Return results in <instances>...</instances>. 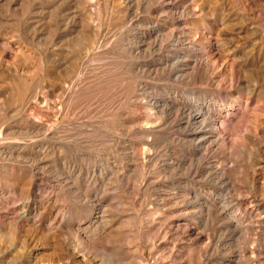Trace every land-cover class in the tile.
<instances>
[{
    "label": "rangeland",
    "instance_id": "obj_1",
    "mask_svg": "<svg viewBox=\"0 0 264 264\" xmlns=\"http://www.w3.org/2000/svg\"><path fill=\"white\" fill-rule=\"evenodd\" d=\"M263 111L264 0H0V264H264Z\"/></svg>",
    "mask_w": 264,
    "mask_h": 264
},
{
    "label": "bare ground",
    "instance_id": "obj_2",
    "mask_svg": "<svg viewBox=\"0 0 264 264\" xmlns=\"http://www.w3.org/2000/svg\"><path fill=\"white\" fill-rule=\"evenodd\" d=\"M202 33V32H201ZM205 32H203L201 34V37H205ZM208 58V57H207ZM205 57H203V62L200 61L199 59L195 60L194 64H193V69L196 67H200L199 70H202V75H205V77L208 76L207 72L209 73V69L210 67L213 66L212 62H210L211 60H209V58L207 59ZM194 61V60H193ZM183 65V64H182ZM214 68V66H213ZM238 72V71H237ZM190 74V73H189ZM201 75V74H200ZM198 77H201V76ZM229 75L232 78V81L234 80L235 82H238V79H236V76L234 75V73L231 71L229 72ZM211 77V75H209ZM209 76L207 77L208 80H212L211 78H209ZM228 76V75H227ZM193 77V76H192ZM196 77H197V72H196ZM197 77V78H198ZM205 80V78H204ZM206 81V80H205ZM254 88V87H253ZM184 108V107H183ZM204 107H200L199 110H197L196 112L192 113V112H187V111H183L181 108L177 111V116L179 119H188L190 122L195 119V121L199 124L197 127L195 126L192 130L193 131V135H195L198 139H200L204 146L206 144V146H209L208 148L212 147L213 149H220V151H222V153H224V151L222 150V145L224 143V136L227 135L228 133L226 132V127H228L231 123L229 121L228 118L225 117V119H223L219 113H215V109H203ZM264 112V111H263ZM252 117V116H250ZM264 118V117H263ZM262 116L257 115V116H253L251 119V124H250V130L253 133H257L259 134L263 127V123H262ZM187 120V121H188ZM194 121V122H195ZM189 122V123H190ZM197 125V124H196ZM196 138V139H197ZM208 144V145H207ZM201 145V144H200ZM214 146L216 148H214ZM224 146V145H223ZM203 147V146H201ZM205 148V147H203ZM210 151V150H208ZM219 151V152H220ZM226 151V150H225ZM230 152V151H229ZM228 152V153H229ZM227 153V152H226ZM228 156V155H227ZM241 224V223H240Z\"/></svg>",
    "mask_w": 264,
    "mask_h": 264
}]
</instances>
